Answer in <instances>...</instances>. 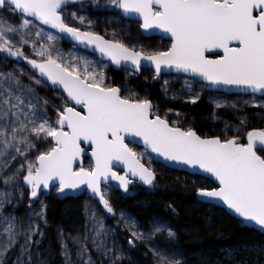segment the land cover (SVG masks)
Wrapping results in <instances>:
<instances>
[{
    "label": "snow or ice",
    "instance_id": "1",
    "mask_svg": "<svg viewBox=\"0 0 264 264\" xmlns=\"http://www.w3.org/2000/svg\"><path fill=\"white\" fill-rule=\"evenodd\" d=\"M68 3L0 0V59L15 58L12 68H0V264H9L12 250H16L12 264H48L41 258L37 238L45 235L38 220L48 223L46 206L41 202L36 211L34 199L51 187L62 194L80 191L81 186L90 193L84 205L88 219L83 233L66 237L59 229L64 264H75L69 239L82 264H94L89 242L102 257H108V264H119L128 249L110 241L115 229L105 224L95 201L98 198V204L116 216L110 197L112 181L126 192L130 177L138 176L144 184L155 186V169L141 161L148 154L130 146L138 142L136 138L165 161L214 177L215 186H195L196 194L221 201L242 224L264 231V127L248 129L246 143L238 135H228L242 131L241 126L249 120V114L238 112L239 124L230 127L225 123L222 134L202 135L191 125L171 121L168 112L173 109L162 115L148 95L125 94L121 85L108 82L107 63L101 66L76 51L80 46L91 48L101 58L135 72L152 67L153 79L165 70L183 73L189 93L185 99L193 102L200 98L194 87L202 80L207 83L200 84L201 89H246L251 95L242 104L264 107V0H105L103 6L119 9L128 19L136 18L145 32L160 30L170 37V45L163 49L129 46L115 28L112 38L106 39L92 27V19L79 14L83 2L71 12L73 19H67L64 10ZM91 3L101 7L100 0ZM5 8L13 16H7ZM61 39L74 42L67 52L59 47ZM21 60L31 69L22 67ZM25 73L34 83H25ZM168 84L165 79L164 85ZM34 85L49 86L63 97L62 104L54 105V118L47 107L53 102L41 96ZM177 95L184 93H173ZM210 99L217 108L241 107L240 101ZM175 111L179 117L181 113ZM213 118L221 117L213 112ZM88 149L91 156L86 167L82 154ZM121 163L124 173L116 170ZM25 196L30 209L26 219L15 211ZM9 205L12 210L5 211ZM118 214L124 219L127 244L133 248L145 244L153 264H185L182 255L165 246L177 238L165 221L153 218L142 226L124 209ZM116 223L118 227L120 221ZM157 236L163 240L157 241ZM240 252H254L255 259L248 255L237 259ZM225 253L227 259L207 264H262L264 244L240 245L225 249Z\"/></svg>",
    "mask_w": 264,
    "mask_h": 264
},
{
    "label": "trees",
    "instance_id": "2",
    "mask_svg": "<svg viewBox=\"0 0 264 264\" xmlns=\"http://www.w3.org/2000/svg\"><path fill=\"white\" fill-rule=\"evenodd\" d=\"M81 2H83L85 7L80 13L94 21L92 27L97 32L104 35L105 38L111 39L112 37L107 36V28L113 22V19H118L115 21L121 23L124 22L119 17L118 9H114L111 6H103L105 0H100L101 7L93 5L91 0H75V2L69 0L64 10V16L71 20L70 12L79 9ZM3 11L7 16H13V13L7 8ZM132 26L135 28V37L139 41L150 44L155 43L151 41L152 39H142L138 26L136 24H132ZM157 40L162 43L161 46L158 42L157 47L159 49L168 46L166 42L155 39V41ZM127 43L129 46L132 45L129 42ZM59 44L64 50L71 48L69 44L61 40ZM26 51L30 52L31 50L26 48ZM14 64L15 58H9L8 61L0 59V68L9 69L12 68ZM20 65L27 69H31L27 61L21 60ZM16 71L19 73V68H17ZM106 75L110 83H116L123 87L124 84L121 83L125 81V84L129 83V85L133 86L141 95H148L160 110L164 107L183 110L186 113L184 117L176 120H179L184 126L191 125L202 135L222 134L221 129H216L217 124L211 121L214 110L205 100V96H203V99L191 104L164 99L159 89V82H153L151 74L145 71H142L141 74L136 76L128 72L107 68ZM128 75L130 79H127ZM23 79L25 83H34L29 80L27 73L23 74ZM195 85L199 87L202 95L207 94L204 88L201 89L200 84L196 83ZM34 86L41 96H48L53 102L47 107L51 116L54 118V105L63 103L62 96L57 95L56 91L47 88L46 85ZM142 92H146V94ZM164 110L166 111V109ZM249 111L250 115L254 114L252 110ZM218 114L231 122H236L237 120V112L231 107L217 111L216 115L219 116ZM260 115L259 119H257L255 115L253 117L251 116L250 120L246 123V127L243 129L241 126L243 129L242 131L237 132L233 130L228 135H238L243 139L248 129L253 127H264V112ZM40 146L44 147L42 145ZM89 163L90 161L88 159L84 161L86 167ZM151 165L156 171L155 186L141 188L137 185H132L129 190L124 193L111 190V201L117 210L124 209L132 217L139 220L142 226L147 225L153 218H159L173 227L177 233V238L174 239L173 246H175L179 254L182 255L185 264H207L209 260L227 259L225 249L236 248L240 245L252 243L264 244V234L241 227L240 222L230 217L223 210L202 204L196 200L195 186L200 184L212 185L210 182L185 173L170 171L158 165H153L152 163ZM193 181H195V184H193ZM28 199L29 198L25 196L23 199L25 204L16 208L15 211L19 216L24 217L29 212ZM43 201L46 206L44 215L48 223L41 226L45 235L43 237L37 235V238L41 241L38 245L41 258L47 259L48 264H62L63 255L61 254V246L57 238L56 230L62 228L64 230V236L66 237L68 234L75 235L77 232L83 233V210L85 202L89 201V199L86 197H78L59 201L56 199L55 194L51 193L49 196L43 198ZM37 202L38 199H34L33 205L37 204ZM10 208L11 206L9 205L8 209ZM101 210L105 211L108 215L107 223L117 231L120 242L129 251V260L119 264H153L152 253L147 247L142 244H138V246L134 248H129V245L126 246L127 232L121 221L118 217L109 215L103 207ZM118 220L120 224L117 227L116 222ZM67 243L69 249L73 253L75 264H82V261L75 256L76 245H74L70 239L67 240ZM15 253L16 250L11 253L10 264L14 261ZM245 255L250 256L253 260L255 259L254 252H240L237 259ZM262 264H264V258H262Z\"/></svg>",
    "mask_w": 264,
    "mask_h": 264
},
{
    "label": "rangeland",
    "instance_id": "3",
    "mask_svg": "<svg viewBox=\"0 0 264 264\" xmlns=\"http://www.w3.org/2000/svg\"><path fill=\"white\" fill-rule=\"evenodd\" d=\"M81 14V13H79ZM84 15V14H83ZM70 16H71V12H70ZM73 19V17L71 16V20ZM115 20H118V19H113V22L110 24V26L107 28V36L108 37H112L113 33H112V29L115 28L117 30V35L119 36L120 39L122 40H125L131 44H144L150 48H158V40L155 41V39H152L151 41L155 42L154 44H150V43H144L142 41H139L136 37H135V34H134V31H135V28L132 26V24L130 23H126L125 21L123 23L121 22H118V21H115ZM18 22V21H17ZM77 24H79V21H76ZM84 27H88V25L85 23ZM160 43V42H159ZM161 46H162V43H160ZM60 45V44H59ZM60 47V46H59ZM71 49V48H70ZM69 49L65 50L66 52L68 51ZM77 53L80 54V55H87L89 58L97 61L101 66L104 64V63H101L100 61H98L95 57L87 54L86 52H82V51H79L77 50ZM108 67V65H107ZM107 67L104 68V71L105 73H107ZM107 76V75H106ZM128 78L127 79H130L129 75L127 76ZM165 79H168L169 80V84L168 85H164V80ZM109 82V81H108ZM126 82L124 81V83H121V84H124L123 87H122V90L123 92L126 94L128 91H133V92H137L139 93L133 86L129 85V83L125 84ZM165 88H167V94H165ZM159 89H160V92L162 94V96L164 97V99H169V100H172V101H179V102H187V103H194L193 101L191 100H187L185 99V96L186 95H189L188 91H187V87L185 86V81L183 78H178V77H172V76H169V77H163L160 81H159ZM178 91H183L184 95H177V96H173V93L174 92H178ZM194 91L195 92H199L200 94V99H203V96H205V100L207 101V103L212 107V109L214 110V112L216 113L217 111L219 110H225L227 107H231L230 105H226V106H221L219 108H217L215 106V104L213 103L212 99L210 98H223V99H227L229 101H240L241 102V107L239 109L237 108H233L237 113H247L249 114V120L251 118V116L253 117L254 115L257 116V119H259V117L261 116L260 114L264 112V107H260L259 105H254V104H247V105H243L242 104V101L244 99H248L249 96H227V95H223V94H220V93H207V94H204L202 95L200 90H199V87H197L195 85L194 87ZM143 94H146V92H142ZM140 94V93H139ZM141 97H143L144 95H141ZM196 100V101H198ZM195 101V102H196ZM171 107H164L162 110H160V113L163 115L165 113V110L164 109H169ZM173 109L174 111H171V112H168V116L170 118L171 121H176V119H181L182 117H184V115L186 114L183 110H179V109H174V108H171ZM51 110V108H50ZM175 110H179V112L181 113V115L178 117L177 116V112ZM249 110H252L254 112L253 115H250V111ZM49 115L50 114V111H49ZM219 115V114H218ZM220 116V115H219ZM221 118L220 119H214L213 116L211 118V121L215 124H217V128L216 129H221L223 130L224 129V126H225V123H229L230 126H234V125H237L239 124V119H238V115H237V120L236 122H231L230 120H228L227 118H224L222 116H220ZM211 122V123H212ZM243 129L246 127V124L242 125ZM42 146L45 147V145L41 144ZM135 149V148H134ZM136 151H143V150H140V149H135ZM141 160L148 166H152L151 163L149 162V158H148V155H145L144 157L141 158ZM111 196V195H110ZM41 202H43L44 204V201H43V198H40L37 202V204L33 205L32 207L36 209V211H39L40 210V207H41ZM25 204V202L22 200L20 204H18L16 206V208L18 206H21ZM98 207V206H97ZM15 208V210H16ZM101 211V213H103V217H104V222L105 224L109 227V228H113L111 225H109L107 223V218H108V215L105 213V211L101 210L100 207H98ZM12 208L8 209V206H6V209L5 211H11ZM30 212V210H29ZM29 212L23 217V218H27L28 215H29ZM119 209L117 210V215L116 217H118V219L121 221V223L123 224L124 226V219L122 217L119 216ZM128 213V212H127ZM109 214V213H108ZM109 215H112V214H109ZM113 216V215H112ZM22 217V216H21ZM83 217H84V228L86 226L85 222L86 220L88 219V216L85 212V209L83 210ZM32 219L34 220H37L36 217H32ZM38 223L40 224V227L44 225V222L43 220H38ZM125 228V226H124ZM114 229V228H113ZM126 230V229H125ZM56 233H57V238L59 240V243H60V246H61V238H60V234H59V229L56 230ZM127 236H128V233H127ZM110 241L111 240H115L116 244L118 247H123L125 248L122 243L120 242L119 238H118V233L117 231L115 230V234L114 235H110ZM157 241H162L163 240V237L162 236H157L155 238ZM146 247L145 244H142ZM174 245V240L171 242V244L169 245H165L166 247H169V248H172L174 249L178 254H179V251L175 248ZM89 248L91 249V254H92V258H93V262L94 264H108V257H102L94 247H92L91 243L89 242L88 244ZM126 246H128V244H126ZM36 246H34L35 248ZM129 248L131 246H128ZM148 249V248H147ZM149 250V249H148ZM14 250L11 251V253L13 252ZM150 251V250H149ZM151 252V251H150ZM11 253H10V257H9V264L11 262L10 258H11ZM129 251H127V253L121 258V260L119 261V263L123 262V261H127L129 260ZM15 260V258H14ZM64 260H65V257L63 256V262L62 264H64ZM74 260V259H73Z\"/></svg>",
    "mask_w": 264,
    "mask_h": 264
},
{
    "label": "water",
    "instance_id": "4",
    "mask_svg": "<svg viewBox=\"0 0 264 264\" xmlns=\"http://www.w3.org/2000/svg\"><path fill=\"white\" fill-rule=\"evenodd\" d=\"M119 14H120L121 18L123 20H125V21L138 23L136 18L128 19V18L124 17L121 14L120 10H119ZM45 27H47V26H45ZM140 34H141V36L144 39L161 38L162 40L170 42V37H168L166 35H163L160 32V30L145 32V30L140 28ZM62 40L64 42L69 43L70 45H73V43H74L70 39H62ZM77 49L80 50V51H85L86 53H89L91 55H94L99 61L109 64V66L111 68L116 69V70L124 69V70L131 71L132 73H135V74H138L141 70H149V71H152V73L154 72V68H152V67H144L139 72H135V71H133L131 69H126L123 66H117V65L113 64L110 61V59H108L107 57L101 58L100 57V53L93 51L91 48H85V47L80 46ZM162 76H177V77H183L184 78L185 74L177 73L174 70L173 71L165 70L161 74L160 77L155 79V82H158ZM197 80H199V78H197ZM199 83L202 84V83H207V82L199 80ZM47 87H49V86H47ZM50 89H52V88H50ZM53 90H55V89H53ZM205 90L207 92H210V93H212V92L223 93L225 95H230V96H232V95H236V96H240V95H242V96H250L251 95L250 91H248L246 89H242V88H236V87H225V88H221L219 90L216 89V88H213V87H206ZM261 98H264V97H261ZM136 140L138 142L135 143V144H131V145L136 147V148H138V149L145 150L146 153L151 157V161L154 164L159 165V166H161L163 168H166V169H168L170 171H175V172L185 173V174L191 175V176L201 177V178L209 181L210 183H212L213 186H215L214 177H211L208 174H204V173L200 172V170H198V169H193V168H190L189 166H186V165H183V164H178V163H175V162L165 161L163 157L158 156L156 153H153L151 151V149H145V146H144L143 142L139 138H136ZM244 142L245 143L247 142V138L246 137L244 139ZM84 146L87 149V146L86 145H84ZM90 156H91L90 149H88L82 154L83 162H84V159H89L90 160ZM116 170L121 172V173L125 172V169H124L122 163L117 165ZM130 179H131L132 182H136L141 188H145V187L149 186V185L144 184L143 181H141L138 176L137 177H130ZM112 185H113V189L114 190H116V191H124V189L119 188L117 181H112ZM57 187H58V184H57ZM53 188H56V187H51L49 189L42 190L40 195H39V197H41L43 195L45 197L48 196L51 193V191L53 190ZM80 196H86L88 198L90 197V193L86 189V186H81V190L80 191L65 190L62 194L58 193L57 190H56V198L59 201H64L65 199H70V198H77V197H80ZM196 200L198 202L202 203V204L214 206L216 208H219V209L223 210L226 214H228L229 216L233 217L235 220L239 221L240 224H241V227H245L247 229L254 230V231H256V232H258L260 234H264V231L259 230L258 226L242 224L241 223V218L234 217V215L230 214L226 210V206H224L221 201H219V200H207V199H205L203 197H199L197 194H196ZM95 202L98 204V198H96Z\"/></svg>",
    "mask_w": 264,
    "mask_h": 264
},
{
    "label": "bare ground",
    "instance_id": "5",
    "mask_svg": "<svg viewBox=\"0 0 264 264\" xmlns=\"http://www.w3.org/2000/svg\"><path fill=\"white\" fill-rule=\"evenodd\" d=\"M212 93H215V92H212Z\"/></svg>",
    "mask_w": 264,
    "mask_h": 264
}]
</instances>
